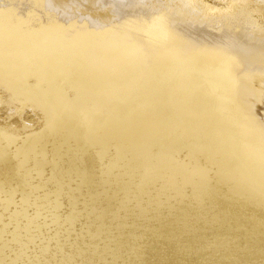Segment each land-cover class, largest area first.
I'll use <instances>...</instances> for the list:
<instances>
[{
    "label": "bare ground",
    "instance_id": "obj_1",
    "mask_svg": "<svg viewBox=\"0 0 264 264\" xmlns=\"http://www.w3.org/2000/svg\"><path fill=\"white\" fill-rule=\"evenodd\" d=\"M0 264H264V0H0Z\"/></svg>",
    "mask_w": 264,
    "mask_h": 264
}]
</instances>
